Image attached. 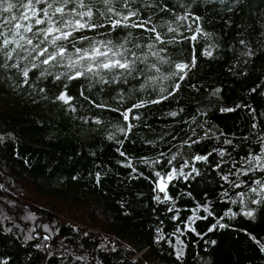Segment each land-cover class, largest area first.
I'll return each mask as SVG.
<instances>
[{"label": "trees", "instance_id": "1", "mask_svg": "<svg viewBox=\"0 0 264 264\" xmlns=\"http://www.w3.org/2000/svg\"><path fill=\"white\" fill-rule=\"evenodd\" d=\"M85 2L103 27L0 52V264H264V0ZM108 41L137 70L72 79Z\"/></svg>", "mask_w": 264, "mask_h": 264}, {"label": "snow or ice", "instance_id": "2", "mask_svg": "<svg viewBox=\"0 0 264 264\" xmlns=\"http://www.w3.org/2000/svg\"><path fill=\"white\" fill-rule=\"evenodd\" d=\"M103 3L110 4L111 0H102ZM19 6L24 10L20 13L19 16L12 15L9 19L5 20L4 25H0V42H2L3 48H0V52H3L4 49H9L5 54L7 55L8 59H12V53L15 52L17 49L23 51L25 44L21 43L24 41L27 45H32L33 40L36 39L41 33L43 34L44 39L40 40V43H44L45 40H48V37H53L50 41L51 44L55 45L57 41L62 39H68L69 37L73 36V32L77 30H82L85 28H95V27H103L100 24H93L91 18L93 16V11L91 8V2L86 3L85 0H17ZM17 3H13L12 0H0V10L5 13H11L16 7ZM69 3L77 4L78 8L86 9L83 11H74L70 10L66 12L65 9L69 5ZM37 5H45V7H37ZM127 6V5H125ZM51 9V11H49ZM108 12H113L112 8L107 9ZM116 15H121V13L117 12ZM137 16V12L129 11L127 15H122L123 21H128L130 17ZM78 17V18H77ZM87 17L88 21L84 22V18ZM19 21V22H17ZM27 21H33V23H27ZM148 23V21H143L139 24L132 23L131 27H144V25ZM111 27L113 29L121 26V19H117L115 21L110 20ZM8 27L7 31H3L2 29L6 26ZM43 28H38L37 31H33L35 26H41ZM123 26L127 27V24ZM148 31H154V29H147ZM26 33H32L31 37H27L24 35ZM11 36V38H9ZM17 37L19 39H17ZM160 35L156 34L155 39L160 40ZM195 39V37H192ZM75 41H73L74 43ZM15 45V48H10L11 45ZM100 46L93 44L90 50H84L83 54L81 55L80 59L84 60L87 59L92 61L87 65H81L83 71H77L76 75L71 77L72 79H76L80 76L85 75V73H90L93 76H98L101 81L107 82L105 77L101 74L103 72L112 73L113 71H119L120 75H127L131 76L134 71L137 69L135 68V61H130L127 57H124L122 52H113L112 42H107V50L101 51V48L106 47L104 42H99ZM123 47V45H120ZM151 48L152 46L149 45ZM35 51V48L32 49ZM64 47L61 46L59 51L56 53H49L48 58L44 59L42 62L44 64H49L50 61L55 60L56 57L63 56L64 54ZM47 52V49H43L40 52V55L43 56L44 53ZM77 52H81L80 49H77ZM112 53L110 56L109 53ZM156 53H154L155 55ZM31 55V52H29ZM119 56L120 58H114ZM75 64H79V61H76ZM180 72H183L186 68H188L187 64H176L175 66ZM159 71V69H157ZM23 76L25 78L28 77V71L23 72ZM183 79V77H181ZM175 87H179V84H176ZM59 100L64 101L65 103L71 102V97L67 94H62L58 97ZM154 103H158L159 101H153ZM102 106V105H97ZM135 108L142 107V104H136ZM74 110V109H73ZM131 110L125 111L123 113L124 119H129V112ZM99 123V121H97ZM131 127V125H129ZM124 131V129H121ZM123 155V153H122ZM197 160H206L207 157L197 156ZM257 162L261 160V157L257 156L254 157ZM183 174V173H181ZM157 176L160 177V191H164V177L160 176V173H156ZM172 176L169 175L168 179H171ZM226 179V178H225ZM259 183V182H257ZM253 192L256 189L252 190ZM167 198V197H166ZM159 199V197H157ZM257 203L259 201H256ZM207 210V209H205ZM247 215L251 216L252 213L248 212Z\"/></svg>", "mask_w": 264, "mask_h": 264}]
</instances>
